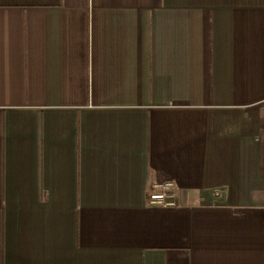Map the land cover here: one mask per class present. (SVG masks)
Here are the masks:
<instances>
[{
    "label": "crops",
    "instance_id": "0c3cea01",
    "mask_svg": "<svg viewBox=\"0 0 264 264\" xmlns=\"http://www.w3.org/2000/svg\"><path fill=\"white\" fill-rule=\"evenodd\" d=\"M0 264H264V0H0Z\"/></svg>",
    "mask_w": 264,
    "mask_h": 264
},
{
    "label": "built area",
    "instance_id": "2783aa9c",
    "mask_svg": "<svg viewBox=\"0 0 264 264\" xmlns=\"http://www.w3.org/2000/svg\"><path fill=\"white\" fill-rule=\"evenodd\" d=\"M174 183L166 181L157 185L158 190L152 192L148 196L149 203L159 206H173L175 205L174 197Z\"/></svg>",
    "mask_w": 264,
    "mask_h": 264
}]
</instances>
